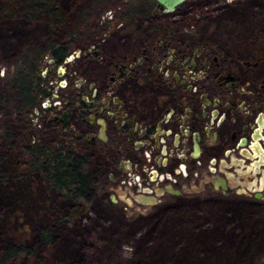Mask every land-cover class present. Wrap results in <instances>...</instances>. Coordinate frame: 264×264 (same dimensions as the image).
I'll return each mask as SVG.
<instances>
[{
	"label": "flooded vegetation",
	"instance_id": "obj_1",
	"mask_svg": "<svg viewBox=\"0 0 264 264\" xmlns=\"http://www.w3.org/2000/svg\"><path fill=\"white\" fill-rule=\"evenodd\" d=\"M181 5L129 0L103 27L71 26L66 54L40 64L47 93L24 114L43 118L47 141L68 137L85 153L100 183L121 190L101 183L111 201L176 195L264 236V75H248L262 59L167 23Z\"/></svg>",
	"mask_w": 264,
	"mask_h": 264
},
{
	"label": "rangeland",
	"instance_id": "obj_2",
	"mask_svg": "<svg viewBox=\"0 0 264 264\" xmlns=\"http://www.w3.org/2000/svg\"><path fill=\"white\" fill-rule=\"evenodd\" d=\"M53 1L64 13V23L17 16L16 0H0V96L11 99L0 106V264H13L3 259L4 251L20 239L37 247L33 264H264V236H244L241 224L223 220L235 214L218 212L214 205L182 206L171 194L157 195L147 204L127 195L128 204L113 202L103 185L85 202L62 197L39 172L23 169L29 160L23 145L47 141L53 134L42 117L14 109L5 75L26 49L67 38L71 26L103 27L109 24L106 16L129 0ZM181 6L185 14L173 13L167 23L196 30L199 39L222 43L250 62L262 59L248 75H264V0H186ZM101 183L118 189L107 177ZM45 227L52 229V244L39 239Z\"/></svg>",
	"mask_w": 264,
	"mask_h": 264
},
{
	"label": "trees",
	"instance_id": "obj_3",
	"mask_svg": "<svg viewBox=\"0 0 264 264\" xmlns=\"http://www.w3.org/2000/svg\"><path fill=\"white\" fill-rule=\"evenodd\" d=\"M16 1L13 14L17 16L36 21L45 20L53 25L65 22L64 13L53 0ZM67 39L68 37L59 39V44L51 41L47 47L34 51L26 49L15 69L5 75L6 89L13 96L15 110L22 113L28 111L47 93L46 79L40 75V64L45 55H59L61 60L68 50L65 44ZM2 94L0 106L3 101L6 104L11 101L6 98L7 95ZM23 150L29 156L23 169L39 172L45 180V184L49 188L58 190L62 197L89 202L95 189L102 185L98 172L93 169V165L91 166V161L85 153L71 144L68 137H57V139L41 143L29 140L23 145ZM39 239L41 243H54L51 227H45L41 231ZM36 250L35 245L26 246L20 239L5 249L3 259L9 258L13 264H33Z\"/></svg>",
	"mask_w": 264,
	"mask_h": 264
},
{
	"label": "water",
	"instance_id": "obj_4",
	"mask_svg": "<svg viewBox=\"0 0 264 264\" xmlns=\"http://www.w3.org/2000/svg\"><path fill=\"white\" fill-rule=\"evenodd\" d=\"M157 4L163 8L165 11H172L174 8L178 7L181 3L185 2L186 0H155ZM64 79L61 80V83H64ZM111 198L114 199V195H111ZM154 197H149L147 202H153Z\"/></svg>",
	"mask_w": 264,
	"mask_h": 264
}]
</instances>
